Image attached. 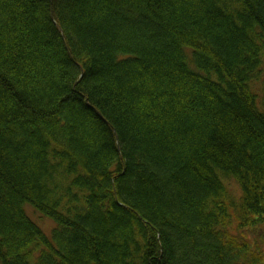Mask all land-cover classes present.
<instances>
[{
	"label": "trees",
	"instance_id": "1",
	"mask_svg": "<svg viewBox=\"0 0 264 264\" xmlns=\"http://www.w3.org/2000/svg\"><path fill=\"white\" fill-rule=\"evenodd\" d=\"M0 264H264V0H0Z\"/></svg>",
	"mask_w": 264,
	"mask_h": 264
},
{
	"label": "rangeland",
	"instance_id": "2",
	"mask_svg": "<svg viewBox=\"0 0 264 264\" xmlns=\"http://www.w3.org/2000/svg\"><path fill=\"white\" fill-rule=\"evenodd\" d=\"M233 187L236 188V184L234 181H231ZM26 207V211L28 214L42 227V229L46 232V234L50 235L52 232V228L54 226V221L51 218H48L34 209L30 204Z\"/></svg>",
	"mask_w": 264,
	"mask_h": 264
}]
</instances>
